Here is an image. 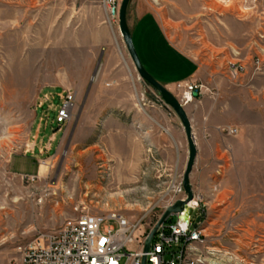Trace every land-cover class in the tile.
I'll return each mask as SVG.
<instances>
[{"label": "rangeland", "instance_id": "rangeland-1", "mask_svg": "<svg viewBox=\"0 0 264 264\" xmlns=\"http://www.w3.org/2000/svg\"><path fill=\"white\" fill-rule=\"evenodd\" d=\"M148 1L169 39L199 66L191 101L185 84L168 89L196 147L188 181L199 203L191 216H200L205 235L195 245L198 264H264V0ZM116 21L99 0H0V264H19L18 246L82 211L143 217L137 236L187 198L184 128L138 76ZM93 88L101 107L109 103L94 116L83 111ZM67 93L72 117L59 124ZM108 115L137 128L148 123V138L128 157L119 142H106ZM37 126L41 141L54 136L53 148L20 157Z\"/></svg>", "mask_w": 264, "mask_h": 264}, {"label": "built area", "instance_id": "built-area-1", "mask_svg": "<svg viewBox=\"0 0 264 264\" xmlns=\"http://www.w3.org/2000/svg\"><path fill=\"white\" fill-rule=\"evenodd\" d=\"M121 1L99 0L107 18L117 21ZM233 66L235 64L229 68V75L237 77L238 72ZM194 90H199L197 84H185L182 96H190ZM73 106L74 95L65 94L56 112V122L67 123L72 117ZM226 132L234 134L236 130L229 128ZM177 190L183 191L181 183H177ZM191 202L193 204L188 203L187 207L197 210L198 201L193 198ZM184 211L175 214L176 220L167 218L158 225L146 251L143 250L144 244L153 226L148 232L134 235L143 217L132 221L119 212L82 211L65 218L56 230L39 233L18 246L19 264H141L142 256L145 264H198L200 256L195 257V245L204 241L202 220L193 226L194 217L188 215L184 220ZM206 250L208 255L217 252L211 248Z\"/></svg>", "mask_w": 264, "mask_h": 264}, {"label": "crops", "instance_id": "crops-1", "mask_svg": "<svg viewBox=\"0 0 264 264\" xmlns=\"http://www.w3.org/2000/svg\"><path fill=\"white\" fill-rule=\"evenodd\" d=\"M126 21L131 38H133L135 47H137L139 59L157 82L169 90H171L170 87L193 82L198 72V63L169 39L161 25L157 11L151 7L148 0H135L133 5L126 11ZM95 88L92 89L91 99L85 103L83 108L85 112L86 110L93 111V116L95 111L106 109L109 104H102L101 107L93 96V92L98 87L96 90ZM189 101L191 100L188 99L186 103ZM81 118L78 119L79 122H77L76 127L84 125V119ZM135 124L125 123L119 117L112 115L106 116L101 121V131L109 147H112L113 143L119 142L125 150L124 157H128L134 149H137L141 139L148 138V128H146L148 123H144L146 126L144 124L138 125L142 126L138 128L134 127ZM40 134L38 126L33 128L31 143L29 149L26 150L28 153H22L20 157L33 158L30 154L42 150L49 151L53 148L54 136L51 135L47 142H43L40 140ZM162 148L163 151L168 152L167 147L163 146ZM124 164L126 163L122 162L118 166L121 168Z\"/></svg>", "mask_w": 264, "mask_h": 264}, {"label": "water", "instance_id": "water-1", "mask_svg": "<svg viewBox=\"0 0 264 264\" xmlns=\"http://www.w3.org/2000/svg\"><path fill=\"white\" fill-rule=\"evenodd\" d=\"M129 0H122L120 3V7H119V11H118V30L119 33L121 35V38L123 40L125 49L128 53V56L130 57L134 69L136 70L138 76L143 79L146 83H148L149 85H151L159 94V96L161 97V99L163 100V102L168 105L169 107H171L173 109V111L176 113V115L178 116L184 131H185V135H186V139H187V143H188V160H187V164H186V169L184 172V177H183V188L184 191L187 194V198L185 200H179L177 202H175L174 204H172L171 206L167 207L163 213L161 214V216L159 217V219L157 220V222L154 224V226L152 227V229L149 231L145 244H144V251L147 250L150 240L152 239L158 225L160 223H162L164 220H166L171 214L175 213V212H182L184 211V215H183V219L186 220L188 215L192 214V208L191 207H187L186 203L192 199L193 195L189 186V181H188V174L190 173L194 160H195V156H196V147L193 143V139H192V134H191V130H190V123L188 120V117L186 115V112L183 108V106L181 105V103L175 98V96L166 88L164 87L162 84H160L159 82H157L148 72L147 70L143 67V65L141 64L139 57L137 55V52L134 48L133 45V41L130 35V31L127 25V21H126V10H127V5H128ZM192 96L196 97L197 96V91L194 90L192 92ZM200 221V216L197 215L194 219V223L193 226H196L197 223H199ZM141 264H145V257L142 256L141 258Z\"/></svg>", "mask_w": 264, "mask_h": 264}, {"label": "bare ground", "instance_id": "bare-ground-1", "mask_svg": "<svg viewBox=\"0 0 264 264\" xmlns=\"http://www.w3.org/2000/svg\"><path fill=\"white\" fill-rule=\"evenodd\" d=\"M108 19H114L115 20V18H108ZM117 22V21H116ZM229 68H231V65L229 66ZM185 99H187V101H188V99H190L191 100V97L188 95V94H186V96L184 97ZM44 163L45 162H43L42 164L44 165ZM42 166V165H41ZM42 167H44V166H42ZM191 204H193V202H190Z\"/></svg>", "mask_w": 264, "mask_h": 264}]
</instances>
